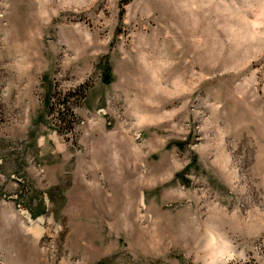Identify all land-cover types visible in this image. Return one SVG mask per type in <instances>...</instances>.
I'll list each match as a JSON object with an SVG mask.
<instances>
[{
	"label": "rangeland",
	"instance_id": "rangeland-1",
	"mask_svg": "<svg viewBox=\"0 0 264 264\" xmlns=\"http://www.w3.org/2000/svg\"><path fill=\"white\" fill-rule=\"evenodd\" d=\"M0 264H264V0H0Z\"/></svg>",
	"mask_w": 264,
	"mask_h": 264
},
{
	"label": "trees",
	"instance_id": "trees-1",
	"mask_svg": "<svg viewBox=\"0 0 264 264\" xmlns=\"http://www.w3.org/2000/svg\"><path fill=\"white\" fill-rule=\"evenodd\" d=\"M82 92V91H81ZM85 91L82 92V94L84 95ZM75 104V102H71L69 99H67L66 97L63 98V103L62 105H64L63 107L65 108V111H67V113L64 112V110L62 111L61 108H59V114L61 116L60 120L62 123H66L67 121V115L70 113L71 116H74V112H72V105ZM65 114V115H64ZM63 125V124H61Z\"/></svg>",
	"mask_w": 264,
	"mask_h": 264
}]
</instances>
